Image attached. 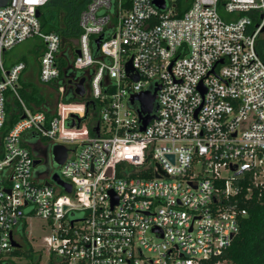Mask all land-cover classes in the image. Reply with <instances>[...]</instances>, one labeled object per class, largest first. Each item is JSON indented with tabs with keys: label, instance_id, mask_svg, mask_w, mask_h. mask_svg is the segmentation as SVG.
Segmentation results:
<instances>
[{
	"label": "built area",
	"instance_id": "obj_1",
	"mask_svg": "<svg viewBox=\"0 0 264 264\" xmlns=\"http://www.w3.org/2000/svg\"><path fill=\"white\" fill-rule=\"evenodd\" d=\"M49 1L0 7V263L40 220L50 236L21 264H208L264 184V0H88L71 65L88 81L83 101L59 87L47 115L19 93L25 64L3 58L38 38V81H58L61 39L36 16ZM155 89L141 131L130 99ZM41 140L66 148L58 173L37 171Z\"/></svg>",
	"mask_w": 264,
	"mask_h": 264
},
{
	"label": "trees",
	"instance_id": "obj_2",
	"mask_svg": "<svg viewBox=\"0 0 264 264\" xmlns=\"http://www.w3.org/2000/svg\"><path fill=\"white\" fill-rule=\"evenodd\" d=\"M88 0H50L49 3L40 10L39 20L44 33H55L61 39V48L58 59L60 70L59 79L54 85L45 87L39 84L37 89L36 72L39 65L31 61H20L26 66L25 72H31L32 78L21 79L19 81V93L31 111H43L47 115L52 113L54 103L57 102V92L59 87H65L63 101L65 103L82 102L83 99L76 97L73 90V83L80 80L83 74L71 71L72 61L75 58L76 43L80 35L78 28V18L80 12L86 6ZM75 48V50H74ZM95 57L97 54L95 52ZM48 88L49 92L44 91ZM55 94V98L50 95ZM56 101V102H55ZM12 108L18 106L12 101ZM17 118L10 111L9 124L15 122ZM249 182H246V187ZM247 209V216L243 218L238 235L234 238L231 247L224 251L222 255L213 259L208 264L230 263V264H264V184L261 187L253 188L251 196L244 203ZM26 251H14L13 256L25 257L31 263L34 257L31 255V248L27 246ZM0 264H16L14 262Z\"/></svg>",
	"mask_w": 264,
	"mask_h": 264
},
{
	"label": "rangeland",
	"instance_id": "obj_3",
	"mask_svg": "<svg viewBox=\"0 0 264 264\" xmlns=\"http://www.w3.org/2000/svg\"><path fill=\"white\" fill-rule=\"evenodd\" d=\"M74 43H76V41ZM42 49H43V43L40 39L38 38L28 39L22 42L21 44L15 46L12 50L5 53L4 58H3L4 66L9 67L13 64H16L24 60L31 61L39 65L40 57L42 55ZM39 84L40 83L38 81V83H36V86H35L37 89L40 88ZM45 87H48V86L45 85ZM44 91L49 92V89L44 88ZM52 94L53 95H50V97L54 99L55 94L54 93ZM54 104L56 105V103ZM11 108L12 106L10 104V109ZM41 145L42 147L47 148L48 158L46 160L43 156L39 157L41 159V164L37 166V171L41 173H58L60 171V168L58 165H56L53 162L51 148H49L48 142L46 140H41ZM47 178L51 180L50 177H47ZM42 225L44 224L40 220L29 221L27 228L25 230V233L23 235V238H24L23 244L26 246V248L27 246H30V248H32L35 252H38L41 250L42 245H43L42 239L44 237L50 236V232L48 231V229H43ZM24 260H25V257H22V258L16 257L14 262L17 264H21L24 262ZM220 264H230V263L223 262Z\"/></svg>",
	"mask_w": 264,
	"mask_h": 264
},
{
	"label": "water",
	"instance_id": "obj_4",
	"mask_svg": "<svg viewBox=\"0 0 264 264\" xmlns=\"http://www.w3.org/2000/svg\"><path fill=\"white\" fill-rule=\"evenodd\" d=\"M6 3H7V0H0V7L6 5ZM153 4L156 7H158L159 9H164L165 8V2L163 0H154ZM36 16L39 17L40 13L38 12L36 14ZM99 41H100V38H98L95 41V44L97 45V47L99 45ZM76 54L78 55L79 51H76ZM126 71L127 72H131L132 71L131 61L128 62L127 66H126ZM133 80L134 81H138V77L135 76L133 78ZM84 81H85V77H82L77 83H73L72 81H69V83L73 84V86L75 87L74 94L76 96H78L79 98L84 97V94H85ZM157 89H155L153 93H151L150 91L143 92V93H141L139 95L132 96L131 99H130V104H133L134 101H138L139 104H140V110L138 112V115H139V120L141 122V128H140L141 131H144L145 128L147 127V125L153 119V116H151V113L153 111V104H154V100H155V92H156ZM77 122L80 123L81 120L78 119ZM71 125L73 126L74 124L72 123ZM51 154H52L53 162L56 165L59 166L65 161L66 155H67V150L63 146L55 145L52 148ZM170 159H171V161H173L172 157ZM40 163H41L40 160H35L34 165H38ZM51 180L53 182H55L56 184L64 186L68 193L70 192V186L61 183L59 181V178H58L57 175H55V174L52 175ZM46 186H50V184L46 183ZM12 246L17 247V245L14 242H12Z\"/></svg>",
	"mask_w": 264,
	"mask_h": 264
},
{
	"label": "crops",
	"instance_id": "obj_5",
	"mask_svg": "<svg viewBox=\"0 0 264 264\" xmlns=\"http://www.w3.org/2000/svg\"><path fill=\"white\" fill-rule=\"evenodd\" d=\"M25 71L26 70H24V72L22 73L21 79L23 80V79H30V78H32L31 72H28V71L25 72ZM35 76H36V80L38 81V69H37V72H36Z\"/></svg>",
	"mask_w": 264,
	"mask_h": 264
},
{
	"label": "flooded vegetation",
	"instance_id": "obj_6",
	"mask_svg": "<svg viewBox=\"0 0 264 264\" xmlns=\"http://www.w3.org/2000/svg\"><path fill=\"white\" fill-rule=\"evenodd\" d=\"M87 85H88V81L86 80L85 78V81H84V89L86 90L87 89ZM44 158L47 160V152L44 153Z\"/></svg>",
	"mask_w": 264,
	"mask_h": 264
}]
</instances>
